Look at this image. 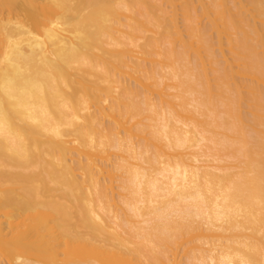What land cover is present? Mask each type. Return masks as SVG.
Here are the masks:
<instances>
[{
    "label": "bare ground",
    "instance_id": "6f19581e",
    "mask_svg": "<svg viewBox=\"0 0 264 264\" xmlns=\"http://www.w3.org/2000/svg\"><path fill=\"white\" fill-rule=\"evenodd\" d=\"M0 264H264V0H0Z\"/></svg>",
    "mask_w": 264,
    "mask_h": 264
},
{
    "label": "rangeland",
    "instance_id": "374dc122",
    "mask_svg": "<svg viewBox=\"0 0 264 264\" xmlns=\"http://www.w3.org/2000/svg\"><path fill=\"white\" fill-rule=\"evenodd\" d=\"M177 2H178V1H177ZM248 6H250V5H247L246 7H248ZM248 9H251V7H248ZM255 19H256V21H257L258 18H255ZM204 22H205V20H204ZM257 24H258V25L260 24L259 19H258ZM259 26H260V25H259ZM231 36H233V35H231ZM233 37H234V36H233ZM216 51H218V50H216ZM247 80H248V79H247ZM247 80H246V81H247ZM248 81H251V80H248ZM248 81H247V82H248ZM247 82H246V83H247ZM243 83H245V82L243 81ZM248 83H250V82H248ZM254 83H255V82H254ZM260 85H261L260 83H257V86H258V87H259ZM261 86H262V85H261ZM261 88H262V87H261ZM232 161H233V160H232ZM229 162H230V160H229L227 163H228V164H232V163H233L234 165H237V164H235V162H237V161H233V162H230V163H229ZM233 164H232V165H233ZM236 167H238V166H236ZM237 169H238V168H234L233 170L238 171V170L240 169V167H239L238 170H237Z\"/></svg>",
    "mask_w": 264,
    "mask_h": 264
}]
</instances>
